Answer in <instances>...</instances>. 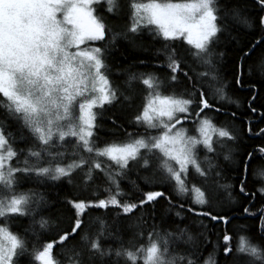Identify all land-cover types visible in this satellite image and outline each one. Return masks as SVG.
<instances>
[{
    "label": "snow or ice",
    "instance_id": "1",
    "mask_svg": "<svg viewBox=\"0 0 264 264\" xmlns=\"http://www.w3.org/2000/svg\"><path fill=\"white\" fill-rule=\"evenodd\" d=\"M242 30L260 37L236 49L233 80L247 83L255 100L245 64L264 47V0H0V264H220L221 252L224 264H264V206L262 242L241 236L235 247L232 217L213 210L220 189L229 200L232 189L249 204L257 193L264 198V186L247 190L249 165L257 154L264 159V145L234 157L236 112L223 102L235 101L219 79L222 49L241 43ZM121 42L139 53L129 64L115 55ZM257 70L264 75V53ZM115 107L134 108L129 124L143 132H127L112 117L124 139H101ZM209 112L225 119L218 125ZM247 131L264 137V128ZM221 156L239 175L235 185L220 183ZM131 173L149 186L135 199L122 187L127 180L140 190ZM256 175L264 179V166ZM63 183L91 198H65L74 215L50 235L47 189ZM157 184L171 185L179 199ZM162 199L167 211L178 209L174 227L155 223ZM242 213L257 216L248 206Z\"/></svg>",
    "mask_w": 264,
    "mask_h": 264
},
{
    "label": "trees",
    "instance_id": "2",
    "mask_svg": "<svg viewBox=\"0 0 264 264\" xmlns=\"http://www.w3.org/2000/svg\"><path fill=\"white\" fill-rule=\"evenodd\" d=\"M260 37V33L258 31H250V30H242L239 32V40L241 43H238L234 46H228L227 49H222L226 51V55L222 62L218 65L219 67V79L223 83L227 84V88L225 89L226 96L230 98L235 103H228L227 100L223 102L225 111L227 112H236V117L231 121V129L238 137L235 143L229 142V147L234 148L236 151L234 152V157L239 159L240 154L244 152H252L253 148L259 145H264V137H256L250 136L248 134V127L252 128L253 132L258 131L260 128H264V118H262V114H264V85H261L259 82L264 79V75L260 71L257 70V64L259 62V58L261 53H264V47H258L255 53L251 56L250 59L247 60L245 64V76L244 79L246 81L255 82L257 85L258 95L255 100H251L249 86L246 83L243 88L238 87L233 80L234 76V65L236 63L237 57L239 55L236 49L243 47L246 43L250 41H255ZM123 52L127 57V60L124 59V56H121L120 53ZM117 60L121 64H129L133 61L135 56L139 55L135 50L128 47V45L124 42H121L119 45V51L115 53ZM251 67V74H248V68ZM137 71H157L158 75H163L166 72V69L156 70L154 68H143L140 67L138 69H134ZM209 97L213 100V102H217V98L213 95L215 88L210 87L207 89ZM249 102H251V108H255L256 112H252L249 106ZM134 112L133 109L120 108L115 107L109 109L103 119V126L100 131L101 139L111 140V139H124V129L127 132H143V129H137L135 126L129 124V120L132 117ZM209 115L214 118V121L219 125L225 117L223 115H217L215 113L209 112ZM114 117L118 123L124 126V129L119 131L113 129V126L110 122V118ZM251 121V124H249ZM225 151L227 149H224ZM219 162L221 163V167L223 169V176L220 178V183L222 184H231L235 185L239 175L234 170V166L229 162L224 161L223 157L219 158ZM264 166V159H261L258 154L251 161L247 173V190L249 192H255L257 188L264 186V179L259 178L256 175V170L260 167ZM146 173L141 170L140 175H145ZM131 180H135L137 185H139L140 190H136L132 187V185L127 181H122V187L129 194L131 198H138L143 190H148L149 186L145 185L142 180L137 178L136 173L130 174ZM190 180H195L193 176L190 175ZM98 183L102 184V181L98 180ZM33 185H25V187H32ZM44 191V188L40 189ZM155 190L164 191L167 195H169L174 202H176L179 198L176 197L173 192V188L169 184H157L155 186ZM232 199H228V191L224 189H220L217 193L218 202L214 206V211L226 212L230 217H232V222L228 226L229 234L232 236V245L235 247L239 242V238L241 236L248 237L253 242H262L261 233L258 229L259 223V212L258 210L264 206V198H262L259 193L256 194V198L252 203H248V201L243 198L238 189H232ZM47 193L50 197V206L44 210V215L50 218L52 229L50 230V235H55V228L59 226L60 228H67L71 222L72 216L74 215L73 210L63 203L65 198H73V197H81V198H91L90 191H80L78 189L73 188L67 183L61 184L59 187H50L47 189ZM59 193V195H57ZM104 193L101 189L100 196L103 197ZM54 201V202H53ZM180 202H185L180 200ZM185 206L187 207V203L185 202ZM248 206L253 212L257 213L255 217H245L242 213V207ZM168 204L166 200H160V202L155 206L156 211V220L155 223L158 226H162L164 228L174 227L175 224L173 222L179 223L178 218L175 216V212L178 210L177 208H173L171 211H167ZM103 210H90L88 215H98ZM115 211V210H110ZM151 211V209H149ZM139 214V213H137ZM163 218V222L161 220ZM87 220V217H85ZM189 220H185L184 223H190ZM27 223V221H24ZM184 223L180 224L181 227L184 226ZM244 225L246 227L241 228L240 226ZM222 227V226H221ZM216 231V229H213ZM215 240V236L211 237ZM79 237H76L75 240H78ZM212 251V248L209 247L204 255L207 256L209 252ZM220 264H224V257L222 252L219 255Z\"/></svg>",
    "mask_w": 264,
    "mask_h": 264
},
{
    "label": "rangeland",
    "instance_id": "3",
    "mask_svg": "<svg viewBox=\"0 0 264 264\" xmlns=\"http://www.w3.org/2000/svg\"><path fill=\"white\" fill-rule=\"evenodd\" d=\"M186 127H191V126L190 125H186ZM223 151H225V150H223ZM203 155H204L203 150H201L200 156L203 157Z\"/></svg>",
    "mask_w": 264,
    "mask_h": 264
}]
</instances>
